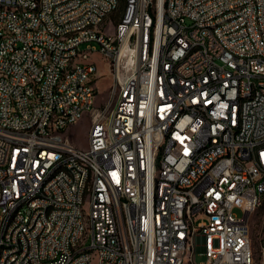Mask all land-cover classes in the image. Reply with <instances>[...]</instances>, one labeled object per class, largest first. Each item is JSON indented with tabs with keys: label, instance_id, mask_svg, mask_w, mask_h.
<instances>
[{
	"label": "built area",
	"instance_id": "2783aa9c",
	"mask_svg": "<svg viewBox=\"0 0 264 264\" xmlns=\"http://www.w3.org/2000/svg\"><path fill=\"white\" fill-rule=\"evenodd\" d=\"M115 4L0 0V264H88L91 245L97 264H248L249 216L264 194V144L254 145L264 136V0H131L121 26L104 21ZM94 20L101 30L88 28ZM74 53L103 54L122 90L114 111L101 90L87 154L71 132L90 100L85 69L67 73ZM58 76L65 85L54 90ZM241 94L255 101L237 117ZM202 106L218 126L204 122ZM236 122L243 130L230 133ZM84 176L88 233L77 215ZM188 249L205 259L187 260Z\"/></svg>",
	"mask_w": 264,
	"mask_h": 264
},
{
	"label": "bare ground",
	"instance_id": "6f19581e",
	"mask_svg": "<svg viewBox=\"0 0 264 264\" xmlns=\"http://www.w3.org/2000/svg\"><path fill=\"white\" fill-rule=\"evenodd\" d=\"M123 4V11L121 18L116 19L115 26H121L123 22V16L127 14L131 6V0H116L115 9H107L104 12V21L115 16L121 10ZM10 2L2 1V10H9ZM20 14H34V6H22L20 7ZM102 20L88 21V28L90 30H101ZM177 29L181 30V35H188V27L186 22H177ZM1 32H8L7 24H0ZM87 31V24H79L77 26V34H84ZM200 44H207V37H200ZM89 58V54L86 53H74V60H71V65L67 66V73H79V69H85L83 76V88L86 91H90L89 107L82 109L81 115L84 111L90 114V118H97L98 114L103 113V106L96 108L93 106L94 97L96 90L93 86L94 75L97 72V65L93 62H89L86 59ZM65 85V76H58V80L53 81V89L61 90ZM232 86H239V78H232ZM214 93H221V82H214ZM113 97V98H112ZM122 90H113L111 88L110 97L107 101V111H114V99H121ZM255 101V94H241V98L238 99L237 103V117H244V107L246 102ZM71 114V104H64L62 108V116H69ZM201 115L204 117V122H210L211 126H218V119L211 118L210 106L201 107ZM107 128H114V121H107ZM243 130V122H236L233 126H230V133H238ZM264 144V136H256L254 138V145ZM91 152V144L89 142L88 148L80 147V154H87ZM91 183L92 176H84L83 183L80 186V195L77 197V215L79 219L80 233H88L90 229L91 214L89 208H85L86 202L91 201ZM264 194H260V201H264ZM110 201L119 202L118 190L110 191ZM182 212H189V204H182ZM119 229H128V218L127 216H119ZM84 243H92V234L84 235ZM248 246L250 248L248 264H253L254 254L252 250V239L251 229L249 223L248 229ZM96 252L100 255V248L98 245H91L90 255L88 256V264L92 259V253ZM196 252L195 249H188L187 260H195Z\"/></svg>",
	"mask_w": 264,
	"mask_h": 264
},
{
	"label": "rangeland",
	"instance_id": "374dc122",
	"mask_svg": "<svg viewBox=\"0 0 264 264\" xmlns=\"http://www.w3.org/2000/svg\"><path fill=\"white\" fill-rule=\"evenodd\" d=\"M123 11V4L121 5V10L115 16L111 17L109 21L114 20V26L116 25V19L121 18V14ZM88 42L82 43L81 48H87ZM93 45L99 48L97 42H92ZM89 62H93L97 65V69H99V80H94V88L96 90L93 106L96 108H101L103 105L99 104V95L101 90L103 91V98H107V101L110 97L111 88V65H107V63L103 62V54H91V60L86 59ZM97 72L94 75L93 79H96ZM89 120L90 114L86 111L82 113L79 117V124L74 126L71 129L72 133H75V142L82 148H88V132H89ZM264 200V199H263ZM89 205V202H86V206ZM88 209V208H87ZM236 213H239L238 210H235ZM249 223L251 229V239H252V250L254 254V262L253 264H264V250H263V235H264V201H262L261 205L256 209V211L249 216ZM196 261H201L205 259L204 255L196 254ZM98 255L96 252L92 253V259L90 264H97Z\"/></svg>",
	"mask_w": 264,
	"mask_h": 264
},
{
	"label": "trees",
	"instance_id": "16d2710c",
	"mask_svg": "<svg viewBox=\"0 0 264 264\" xmlns=\"http://www.w3.org/2000/svg\"><path fill=\"white\" fill-rule=\"evenodd\" d=\"M262 244H263V250H264V235H263V241H262Z\"/></svg>",
	"mask_w": 264,
	"mask_h": 264
}]
</instances>
